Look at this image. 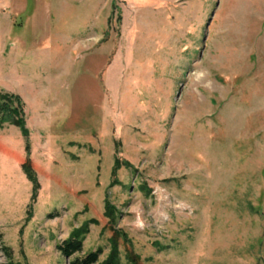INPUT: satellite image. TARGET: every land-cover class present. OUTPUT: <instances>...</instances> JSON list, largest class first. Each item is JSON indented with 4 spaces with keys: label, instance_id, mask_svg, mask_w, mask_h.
I'll return each mask as SVG.
<instances>
[{
    "label": "rangeland",
    "instance_id": "1",
    "mask_svg": "<svg viewBox=\"0 0 264 264\" xmlns=\"http://www.w3.org/2000/svg\"><path fill=\"white\" fill-rule=\"evenodd\" d=\"M0 232L19 264H264V0H0Z\"/></svg>",
    "mask_w": 264,
    "mask_h": 264
},
{
    "label": "trees",
    "instance_id": "2",
    "mask_svg": "<svg viewBox=\"0 0 264 264\" xmlns=\"http://www.w3.org/2000/svg\"><path fill=\"white\" fill-rule=\"evenodd\" d=\"M22 130L24 135H27V129L24 125L23 119H18L15 122ZM24 170L28 176V178L34 183L35 189L39 186V183L36 178L35 171L32 169L30 162L28 161L23 165ZM83 234L84 232L81 229H76L73 233L66 239H64L61 243L57 245V249L66 257H72L75 253H80L83 250ZM0 245L1 249L5 253L8 264H19L13 260L12 249L5 245L3 240V234L0 232ZM101 251L100 249L96 251H91L84 256H76L70 260V264H93L98 261L99 255ZM116 254L111 255L107 260L102 262L101 264H116Z\"/></svg>",
    "mask_w": 264,
    "mask_h": 264
}]
</instances>
